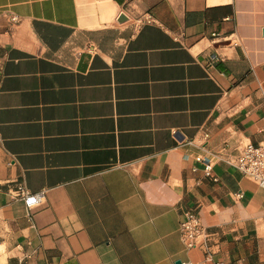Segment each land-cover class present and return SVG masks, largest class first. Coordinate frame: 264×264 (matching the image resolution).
Listing matches in <instances>:
<instances>
[{
	"label": "crops",
	"instance_id": "crops-1",
	"mask_svg": "<svg viewBox=\"0 0 264 264\" xmlns=\"http://www.w3.org/2000/svg\"><path fill=\"white\" fill-rule=\"evenodd\" d=\"M247 144L264 147V0H0V264H264V188L195 159Z\"/></svg>",
	"mask_w": 264,
	"mask_h": 264
},
{
	"label": "built area",
	"instance_id": "built-area-1",
	"mask_svg": "<svg viewBox=\"0 0 264 264\" xmlns=\"http://www.w3.org/2000/svg\"><path fill=\"white\" fill-rule=\"evenodd\" d=\"M10 20L12 22L20 21V16L11 15ZM152 16L148 15L147 17H139L136 19V26L140 28L144 22H151ZM221 37L220 34H213V39ZM226 39L227 36H224ZM228 41L231 42V45H238L239 41L232 36H230ZM212 61L220 60L222 57L213 53L210 56ZM186 159L190 158V155H185ZM195 159L198 162H201L205 166V170L209 172L210 175L214 165L220 161H226L236 168H238L244 175L249 176L260 186L264 188V147L263 146H254L252 144H247L240 149L239 154L232 160H226L220 154H214L209 150H205V153L198 154ZM213 180L217 181L218 178L216 175H212ZM41 194L31 193L25 184L19 182L17 188L14 191L12 200H23L28 208H33L38 206L41 203ZM180 235L181 239L185 245V248L188 251L194 250L201 238L206 236L205 228L202 225L200 217L194 211H188L184 215V219L180 224ZM182 264H193V262H183Z\"/></svg>",
	"mask_w": 264,
	"mask_h": 264
},
{
	"label": "water",
	"instance_id": "water-1",
	"mask_svg": "<svg viewBox=\"0 0 264 264\" xmlns=\"http://www.w3.org/2000/svg\"><path fill=\"white\" fill-rule=\"evenodd\" d=\"M130 18H129V16L126 14V13H124V12H122L118 17H117V21L119 22V23H123V22H125V21H127V20H129ZM183 262L181 261V260H178L177 262H176V264H182Z\"/></svg>",
	"mask_w": 264,
	"mask_h": 264
}]
</instances>
